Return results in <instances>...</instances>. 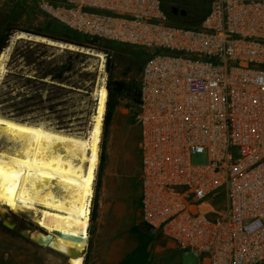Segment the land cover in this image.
<instances>
[{
  "label": "built area",
  "instance_id": "2783aa9c",
  "mask_svg": "<svg viewBox=\"0 0 264 264\" xmlns=\"http://www.w3.org/2000/svg\"><path fill=\"white\" fill-rule=\"evenodd\" d=\"M28 1L80 37L146 52L141 222L201 264H264V0H209L188 27L162 0Z\"/></svg>",
  "mask_w": 264,
  "mask_h": 264
},
{
  "label": "rangeland",
  "instance_id": "374dc122",
  "mask_svg": "<svg viewBox=\"0 0 264 264\" xmlns=\"http://www.w3.org/2000/svg\"><path fill=\"white\" fill-rule=\"evenodd\" d=\"M208 3L209 0H162L164 9L170 15L172 14L171 22L187 27L195 26L199 22L208 8ZM173 9L176 10L175 14ZM18 33L24 34V37L14 39L15 34ZM35 33L46 35V37L36 36ZM61 35H73L80 38L40 13L33 2L0 1V38L7 36L6 46L10 47L8 59L5 62L6 71L0 77V116L39 124L44 128L71 136L85 137L92 125L96 108V90L100 86L106 88L109 77L112 81L132 82L137 85L141 65L147 54L136 47L88 38L95 40L92 45L103 47L105 50L76 51L84 54V57L77 59L72 71L65 72L64 77H68L69 85H74L78 89L68 93L66 90L57 89V83L50 81L49 78L42 81L35 79L41 74L37 65L28 64L23 58L13 53L15 47L24 49V46L28 45L25 42H30L32 51L43 52V59L51 64L50 67L60 65L61 62L69 61L71 50L58 48L35 38L51 40L48 37ZM29 38L32 39L28 40ZM95 54H99L102 58ZM109 65L110 70H108ZM62 86L69 88L64 84ZM52 96L56 98L53 101H47ZM52 107L55 110L51 111ZM136 112L137 106L132 101L116 100V106L110 111L108 123L104 128L105 135H103L104 114L98 152L99 156L102 155V160L99 157L92 186L93 197L90 211L93 200L97 203L102 189H122L125 185L137 187L140 168ZM63 127L67 128L58 129ZM205 160L206 157L201 154L192 156L194 164L203 163ZM96 208L97 206L93 210L94 219L89 216L83 253L88 251L86 257L90 256L89 245L95 224ZM4 209L0 207V264H67L65 257L61 254L42 248L32 242L29 237H23L20 234L25 229L35 230L29 215L26 213L12 215ZM11 218H16L18 222L14 228L9 229L5 223L11 224ZM159 240L166 242L159 237L149 240L150 246L153 244L156 248L154 264H201L199 259L178 251L173 244L166 243L165 247L159 249Z\"/></svg>",
  "mask_w": 264,
  "mask_h": 264
},
{
  "label": "bare ground",
  "instance_id": "6f19581e",
  "mask_svg": "<svg viewBox=\"0 0 264 264\" xmlns=\"http://www.w3.org/2000/svg\"><path fill=\"white\" fill-rule=\"evenodd\" d=\"M23 37L18 33L14 39ZM9 51L6 47L0 53V77ZM95 93L96 108L85 137L0 116V207L12 215H29L35 230L20 234L61 254L67 264H81L87 240L107 90L100 86ZM13 225L5 223L9 229Z\"/></svg>",
  "mask_w": 264,
  "mask_h": 264
},
{
  "label": "crops",
  "instance_id": "0c3cea01",
  "mask_svg": "<svg viewBox=\"0 0 264 264\" xmlns=\"http://www.w3.org/2000/svg\"><path fill=\"white\" fill-rule=\"evenodd\" d=\"M139 177L140 169L136 188L125 185L122 189H102L99 192L90 256L86 257L88 251L83 256L86 264H154L156 248L153 244L150 246V239L166 240H159V249L166 243L175 246L141 222Z\"/></svg>",
  "mask_w": 264,
  "mask_h": 264
},
{
  "label": "trees",
  "instance_id": "16d2710c",
  "mask_svg": "<svg viewBox=\"0 0 264 264\" xmlns=\"http://www.w3.org/2000/svg\"><path fill=\"white\" fill-rule=\"evenodd\" d=\"M164 8V7H163ZM165 10V9H164ZM165 12L169 15V17L172 15L169 14L165 10ZM68 31V30H66ZM70 32V31H68ZM73 33V32H71ZM75 34V33H74ZM34 35L36 36H41V37H46V35H42L40 33H35ZM77 35V34H76ZM79 36V35H78ZM80 37V36H79ZM49 39L56 41V42H61L65 44H71L77 48H82V49H91V50H96V51H104L103 47H96L92 45L95 40L93 39H88L85 37H80L76 38L73 35H61L60 37H48ZM7 36L0 38V52L2 49L6 46V41H7ZM25 44H28L24 46V49H20L18 46L15 47L13 53L14 55H18L19 57L23 58L26 63L28 64H35L41 71L40 77H35V79H45L49 78L50 81L57 83V89L59 90H66V92H70L72 90L78 89V87L74 85H69L67 83L68 77H64L65 72H70L73 69V64L74 62L79 59L84 57V54L76 52V51H71L69 52L70 57L68 62H61L60 65H53L50 67V63H47L44 59V53L43 52H38L35 50L32 51V44L30 42H25ZM146 58V57H145ZM144 58V60H145ZM143 60V62H144ZM142 62V64H143ZM142 66V65H141ZM111 66H108V70H110ZM34 79V80H35ZM62 84L69 86V88H64ZM55 86V85H53ZM106 90H107V100L105 104V117H104V123H103V135H105L104 128L106 124L108 123V117L110 115V111L114 106H116V100H122V99H127L132 101L134 104H137V97H138V84L136 85L135 83L132 82H123V81H117L114 80L112 81L109 77V80L107 81L106 84ZM56 97L52 96L47 99V101H53ZM2 101H6V99H2ZM56 106V104H54ZM51 111L55 110L54 107L50 109ZM67 127L63 128H58V129H66ZM100 160H102V155L100 154ZM97 206V203L95 200L92 202V208L90 211V218L94 219V208Z\"/></svg>",
  "mask_w": 264,
  "mask_h": 264
},
{
  "label": "water",
  "instance_id": "95a60500",
  "mask_svg": "<svg viewBox=\"0 0 264 264\" xmlns=\"http://www.w3.org/2000/svg\"><path fill=\"white\" fill-rule=\"evenodd\" d=\"M172 11H173V14L176 13V10H175V9H173ZM28 37H31V36H28ZM31 39H32V38H31ZM31 39H28V40H31ZM35 39H44V38H35ZM47 41H49V40H45V39H44L43 42H47ZM51 41H52V40H51ZM55 43H57V44H61V43H58V42H55ZM62 45H63V46H72V47L76 48V49H67L66 47H64L63 49H67V50H71V51H78V50H80L79 52H82V48H77V47H75V46H73V45H71V44H62ZM55 47L61 48V47H59L58 45H55ZM86 54H88V53H86Z\"/></svg>",
  "mask_w": 264,
  "mask_h": 264
},
{
  "label": "flooded vegetation",
  "instance_id": "af4514ba",
  "mask_svg": "<svg viewBox=\"0 0 264 264\" xmlns=\"http://www.w3.org/2000/svg\"><path fill=\"white\" fill-rule=\"evenodd\" d=\"M40 80L42 81L43 79H40ZM10 220H11V224H14L13 227H12V228H14L17 225L18 221H17L16 218H11Z\"/></svg>",
  "mask_w": 264,
  "mask_h": 264
}]
</instances>
